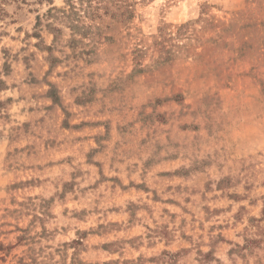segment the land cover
<instances>
[{
  "label": "rangeland",
  "instance_id": "rangeland-1",
  "mask_svg": "<svg viewBox=\"0 0 264 264\" xmlns=\"http://www.w3.org/2000/svg\"><path fill=\"white\" fill-rule=\"evenodd\" d=\"M118 3L0 20V264H264V0Z\"/></svg>",
  "mask_w": 264,
  "mask_h": 264
},
{
  "label": "trees",
  "instance_id": "trees-1",
  "mask_svg": "<svg viewBox=\"0 0 264 264\" xmlns=\"http://www.w3.org/2000/svg\"><path fill=\"white\" fill-rule=\"evenodd\" d=\"M25 1L26 0H0V20L4 19L8 15V5ZM41 1H47L50 4L54 3V0ZM121 1L123 0H64L65 6H53L49 10H57L61 12L65 18L73 16L72 20L68 23V27L73 31L82 30V32L85 33L88 27L83 23L85 17L99 16V12L102 9L108 12L111 3H114V7H120L122 5L118 2ZM51 28L55 30L57 29L55 26H52ZM73 40L77 41V39Z\"/></svg>",
  "mask_w": 264,
  "mask_h": 264
}]
</instances>
